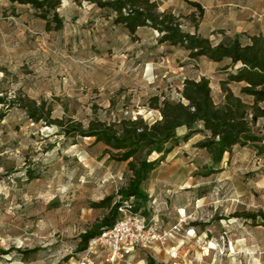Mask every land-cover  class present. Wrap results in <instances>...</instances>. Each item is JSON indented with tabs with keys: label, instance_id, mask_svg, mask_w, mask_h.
<instances>
[{
	"label": "rangeland",
	"instance_id": "rangeland-1",
	"mask_svg": "<svg viewBox=\"0 0 264 264\" xmlns=\"http://www.w3.org/2000/svg\"><path fill=\"white\" fill-rule=\"evenodd\" d=\"M156 1L183 26L205 19L211 34L224 40L235 35L246 44L250 35H264V0ZM192 1L201 4L202 16ZM57 10L62 26L48 30L32 6L0 0V92L11 101L0 106V247H13L0 255V264H77L80 235L108 212L92 203L116 195L131 175L126 162L103 154V144L33 123L15 99L45 101L53 118L87 124L123 116L153 122L159 114L149 107L151 97L178 98L184 56L158 43L157 30L141 27L132 36L94 0H62ZM216 84L212 94L220 103ZM197 138L176 146L145 184L147 216L156 214L170 226L182 212L188 224L166 247L136 251L135 264L149 258L156 264H264L261 218L231 217L264 212V152L254 143L235 146L214 164ZM188 228L204 237L181 243ZM94 264H104L100 255Z\"/></svg>",
	"mask_w": 264,
	"mask_h": 264
},
{
	"label": "trees",
	"instance_id": "trees-1",
	"mask_svg": "<svg viewBox=\"0 0 264 264\" xmlns=\"http://www.w3.org/2000/svg\"><path fill=\"white\" fill-rule=\"evenodd\" d=\"M62 0H11L12 3L32 6L38 16L45 20L46 28L59 29L62 18L58 8ZM81 2L83 0H72ZM100 8H107L114 14V23L122 24L132 36L140 27H149L159 32L158 43L177 46L188 52V57H205L210 61L227 60V77L220 82L223 98L214 100L210 80L185 79L177 100L160 99L153 96L149 107L159 112L153 122L143 117H126L106 121L92 119L87 124L74 119L53 118L45 101L29 96H20L17 102L33 123L54 125L66 138H93L104 146L103 154L117 162H126L131 172L126 185L120 187L116 195H107L93 202L96 208H106L108 212L88 230L80 235L76 247L83 253L92 237L111 226L120 213V208L130 205L134 212L148 215L145 211L149 194L144 185L151 173L181 142H187L198 133L203 139L196 146L208 150L213 155L214 164H219L225 153L233 152L235 146L256 144L259 153L264 152V35L252 34L249 42L243 44L238 36L213 44L208 37L197 31L184 30L180 16L169 10H160L156 0H94ZM198 8L199 16L203 7L199 2H191ZM195 19V17H192ZM224 69V70H225ZM240 83L239 94L233 92L229 84ZM247 99V100H246ZM10 100L0 92V106L10 104ZM14 104V103H13ZM5 111H0V120ZM258 131L255 132V128ZM184 128L180 135L178 130ZM117 199L115 200V197ZM150 216V215H149ZM264 225V212H238L231 215ZM13 248V247H12ZM0 247V255L9 254L13 249ZM32 252V251H31ZM148 264H156L153 258Z\"/></svg>",
	"mask_w": 264,
	"mask_h": 264
},
{
	"label": "built area",
	"instance_id": "built-area-1",
	"mask_svg": "<svg viewBox=\"0 0 264 264\" xmlns=\"http://www.w3.org/2000/svg\"><path fill=\"white\" fill-rule=\"evenodd\" d=\"M130 207L120 208L114 223L91 238L77 264H94L96 255H100L104 264H135L136 251L155 245L166 247L188 224L187 217L181 214L174 224L164 226L156 214L147 216ZM190 232L192 229L188 228L187 235Z\"/></svg>",
	"mask_w": 264,
	"mask_h": 264
},
{
	"label": "crops",
	"instance_id": "crops-1",
	"mask_svg": "<svg viewBox=\"0 0 264 264\" xmlns=\"http://www.w3.org/2000/svg\"><path fill=\"white\" fill-rule=\"evenodd\" d=\"M205 15H206V18H207L208 9H206ZM183 28H184V30L189 31L191 33L197 31L199 34H201V35H203L205 37H208L213 44H218L219 42L224 41V39H222L220 37L219 38L215 37L213 34H211L212 29H213L212 24L209 25V22H205V19L201 23L197 24V26L196 25L187 24V25H184ZM234 36L235 35H233V37ZM171 48H174L173 50H176L179 53H181L184 56V60H185L184 65L178 67V69H177V71L180 74V75H178V77H180V78L178 79V85H177V90H178V93H177L178 98L177 99H179V97H180V90L182 88L183 81L185 79L188 78V79L199 80L201 77H207L210 80L211 88H212V82L214 80L217 83L215 89H217V91H218V93L220 95V101H221L222 98H223V95H222V91H221V88H220V82H221V80H223V79H225L227 77V71L231 70V68L225 69L223 71L222 70H218V68L220 67L221 62L210 61V60H208L205 57H200V58H197V59H191V58L188 57V52L186 50H183L182 48L175 47V46H171ZM194 65H196V66H198L200 68V72L198 74H196L195 71L192 69V67ZM207 67L208 68H212L213 70L206 69ZM241 85L242 84L235 83V82L229 84V86L231 87L233 92L236 93V94H239ZM156 112L159 114L158 111H156ZM198 135L199 134L193 135L190 138V140H193L194 138H197L196 136H198ZM203 138H204V136L202 135L201 137H198L197 139H195V142H197V141H199V140H201ZM144 187H145V185H144ZM149 196H151V195L149 194ZM180 209H182V208H180ZM181 214H183V213L180 212L179 215H181ZM191 229H192V232H190L191 235H187V233H186V235H184L183 238L180 239L181 243H186L190 238L198 237V239L201 240V238L204 237V234H195L194 229L193 228H191ZM197 242H198V240H196L195 243H197ZM174 248L175 247H173V249Z\"/></svg>",
	"mask_w": 264,
	"mask_h": 264
}]
</instances>
